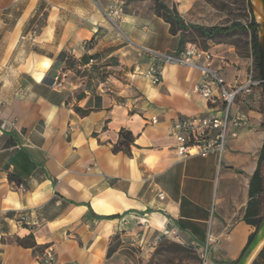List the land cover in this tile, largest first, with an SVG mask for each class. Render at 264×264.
<instances>
[{"label": "crops", "instance_id": "1", "mask_svg": "<svg viewBox=\"0 0 264 264\" xmlns=\"http://www.w3.org/2000/svg\"><path fill=\"white\" fill-rule=\"evenodd\" d=\"M184 33L151 0H0V264H148L166 227L201 264H238L264 129L246 113L222 155H178L173 121L211 112L202 73L152 84L142 47L177 54Z\"/></svg>", "mask_w": 264, "mask_h": 264}, {"label": "rangeland", "instance_id": "2", "mask_svg": "<svg viewBox=\"0 0 264 264\" xmlns=\"http://www.w3.org/2000/svg\"><path fill=\"white\" fill-rule=\"evenodd\" d=\"M159 1L166 3L174 14L181 17L186 26L183 42L196 43L200 47L211 50L215 55L214 65L224 77L225 74L234 73L237 84L246 83L247 79L253 78L254 84L249 91H245L239 97L237 105L245 113H250L253 120L258 121L256 127L264 129V93L252 32L233 29L229 33H221L209 38L200 29L201 26L205 28L215 25L229 26L235 21L247 25L251 16L254 15L260 24L258 30V39L260 40L262 20L260 14L253 8V0ZM151 2L154 6V0ZM249 4L253 12H251ZM161 12L169 18L173 30L179 29L176 18L169 17L165 9ZM163 18L166 20L165 17ZM262 199V216L264 218V195ZM148 258V264H201L199 253L195 248L184 246L171 239H167L156 246Z\"/></svg>", "mask_w": 264, "mask_h": 264}, {"label": "built area", "instance_id": "3", "mask_svg": "<svg viewBox=\"0 0 264 264\" xmlns=\"http://www.w3.org/2000/svg\"><path fill=\"white\" fill-rule=\"evenodd\" d=\"M109 14H117L115 6L110 7ZM152 59L153 63L142 72L152 84H158L163 80V67L165 64H179L200 69L202 79L196 85L195 90L205 97L209 103V114L189 115L176 118L170 128V132L177 139V153L182 158L191 156H209L211 154L222 155L229 138L234 134L233 127L242 126L248 120V116L237 105L239 97L249 91L254 84L253 78L247 79L243 84H230L215 67V55L209 49L200 47L196 43L188 42L177 54H167L161 51L142 47ZM94 62V59H91ZM1 114V106H0ZM6 128L7 122H3ZM164 198V193H160ZM27 217H22L25 221ZM170 238L178 241L180 234L176 229L164 228L155 238V243ZM47 264H57L53 253L49 252ZM202 264H210L203 257Z\"/></svg>", "mask_w": 264, "mask_h": 264}, {"label": "trees", "instance_id": "4", "mask_svg": "<svg viewBox=\"0 0 264 264\" xmlns=\"http://www.w3.org/2000/svg\"><path fill=\"white\" fill-rule=\"evenodd\" d=\"M154 9L155 12L159 16H163L166 18V21L170 22L169 18L162 14L161 10L165 9L168 12L169 17H174L176 20H178V26L179 29L184 30L185 29V24L183 23L182 19L180 16L177 14H174L173 11L170 9V7L159 0H154ZM250 6V10L252 11V7ZM172 24V23H171ZM260 24L256 21V18L254 15L251 16L250 22L246 25L241 22L235 21L229 26H211L209 28H205L203 26L200 27V29L204 32L206 36L209 38L214 37L217 34L221 33H229L233 29H238L243 32L251 31L252 32V38L254 42V48L256 49L257 52V62H259V39H258V30H259ZM264 125V124H263ZM134 142V136L130 131L122 130L121 131V138L117 145L115 146V150H130V145ZM263 166H264V147L260 153L259 157V166L258 169L256 170L254 176L252 177L251 180V188H250V195H251V200L249 201L247 213H246V218L250 222L254 223L258 229L260 226L263 216V195H264V173H263ZM258 216V217H257ZM256 218V219H255ZM256 229V230H257ZM256 231L251 235L249 242L247 246L245 247L243 253L245 252L246 248L252 241V239L255 236ZM112 249H110L109 254L112 253ZM242 253V255H243ZM241 255V256H242ZM252 264H264V246L258 256L255 258V260L252 262Z\"/></svg>", "mask_w": 264, "mask_h": 264}, {"label": "water", "instance_id": "5", "mask_svg": "<svg viewBox=\"0 0 264 264\" xmlns=\"http://www.w3.org/2000/svg\"><path fill=\"white\" fill-rule=\"evenodd\" d=\"M264 10V0H261ZM253 8L256 11L253 3ZM261 33L259 40V68L264 93V17L261 19ZM264 246V218L256 230L255 236L241 256L238 264H252Z\"/></svg>", "mask_w": 264, "mask_h": 264}, {"label": "bare ground", "instance_id": "6", "mask_svg": "<svg viewBox=\"0 0 264 264\" xmlns=\"http://www.w3.org/2000/svg\"><path fill=\"white\" fill-rule=\"evenodd\" d=\"M253 3L255 5L256 12L260 14L261 19H262L264 17V10H263V5H262L261 0H253Z\"/></svg>", "mask_w": 264, "mask_h": 264}]
</instances>
